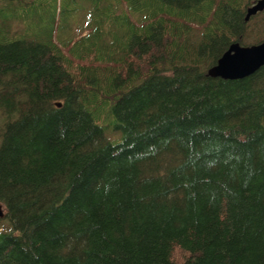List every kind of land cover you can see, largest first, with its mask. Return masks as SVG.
<instances>
[{
	"label": "trees",
	"instance_id": "obj_1",
	"mask_svg": "<svg viewBox=\"0 0 264 264\" xmlns=\"http://www.w3.org/2000/svg\"><path fill=\"white\" fill-rule=\"evenodd\" d=\"M83 1L0 0V264H264V7Z\"/></svg>",
	"mask_w": 264,
	"mask_h": 264
},
{
	"label": "water",
	"instance_id": "obj_2",
	"mask_svg": "<svg viewBox=\"0 0 264 264\" xmlns=\"http://www.w3.org/2000/svg\"><path fill=\"white\" fill-rule=\"evenodd\" d=\"M264 7V0H255L245 8L244 19ZM264 63V39L250 44L231 41L209 65L205 73L212 77L239 78L245 76ZM58 104V101L56 102ZM3 214L0 204V216Z\"/></svg>",
	"mask_w": 264,
	"mask_h": 264
},
{
	"label": "rangeland",
	"instance_id": "obj_3",
	"mask_svg": "<svg viewBox=\"0 0 264 264\" xmlns=\"http://www.w3.org/2000/svg\"><path fill=\"white\" fill-rule=\"evenodd\" d=\"M65 1L66 0H57L58 4H60V6L62 7L61 15L64 17V19L70 17L69 28H70V30H73L76 25L81 24L82 16H83V12L84 11H83L82 8H80L79 10H75L74 9L73 11H71L72 10V6L70 7V10L65 9L66 8V7H64L65 6ZM78 1H80L81 3L82 2L85 3L83 0H78ZM248 18H249V16H248ZM176 255H177V257L180 256L179 254H176Z\"/></svg>",
	"mask_w": 264,
	"mask_h": 264
}]
</instances>
